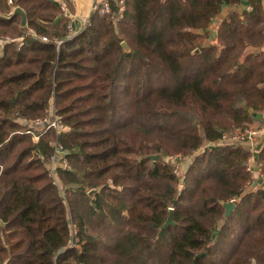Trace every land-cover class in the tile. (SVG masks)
I'll list each match as a JSON object with an SVG mask.
<instances>
[{
	"label": "trees",
	"instance_id": "trees-1",
	"mask_svg": "<svg viewBox=\"0 0 264 264\" xmlns=\"http://www.w3.org/2000/svg\"><path fill=\"white\" fill-rule=\"evenodd\" d=\"M109 2L68 37L57 0H0V264H264V146L256 186L218 144L264 110V0ZM47 109L65 131L23 122Z\"/></svg>",
	"mask_w": 264,
	"mask_h": 264
},
{
	"label": "built area",
	"instance_id": "built-area-1",
	"mask_svg": "<svg viewBox=\"0 0 264 264\" xmlns=\"http://www.w3.org/2000/svg\"><path fill=\"white\" fill-rule=\"evenodd\" d=\"M72 2H75L76 0H71ZM116 2V7H117V12H116V17L118 19L122 18L123 11L125 9V0H115ZM8 4H11V0H8ZM60 11L63 14H66V8L64 5L60 6ZM13 10L10 11L9 14H12ZM91 13H99L103 15H107L111 13V6L109 1H104L100 4H97L96 2L91 5ZM66 16V15H65ZM68 18V17H67ZM89 18V17H88ZM88 22V20H87ZM86 22V25H87ZM85 25V26H86ZM67 31H68V37H71L75 34L72 33L70 30V26L67 25ZM41 41L43 42H48V39L46 37H39ZM61 40L59 39H54V43L58 47L61 44ZM23 122L30 124L31 126L38 127L40 130V133H45L49 129H53L58 135V133L65 131V128L62 126V122L58 117L55 116L54 112L51 109L46 110V114L43 118L41 119H36L33 121H28L23 119ZM26 134H31L32 135V140L34 142H37L39 139L38 134H34L30 131H26ZM262 136V129L260 128H251V127H246L244 129H236L232 134H223L218 141V144H226V145H243L245 146L252 154H255L254 151V144H256V141L260 139ZM216 143H208V145H205L207 148L205 150H211ZM50 146L53 149V154L50 156L48 161L46 162V171L48 172V175L50 177H54V172L56 167L61 165L65 169H69V165L67 162L66 156L68 155V150L63 148V146L57 142H51ZM202 147L196 151L194 154L197 152H200ZM202 151V150H201ZM182 163V161L179 159V157H176V163L174 164V173H177L179 169V165ZM251 160L250 158L247 161V168L246 170L250 173H256L259 174L257 171L260 167V165L254 169L253 167L250 166ZM264 187V184H263ZM230 202H235V199H232Z\"/></svg>",
	"mask_w": 264,
	"mask_h": 264
},
{
	"label": "crops",
	"instance_id": "crops-1",
	"mask_svg": "<svg viewBox=\"0 0 264 264\" xmlns=\"http://www.w3.org/2000/svg\"><path fill=\"white\" fill-rule=\"evenodd\" d=\"M61 5H64L66 8V11L68 12V23L67 25L70 26V30L73 34L78 33L81 29H83L86 25V22L88 20V17L90 15L91 5L93 3L100 4L104 1H112V0H76L75 2H72L71 0H57ZM246 3L245 0L242 4L236 6L237 11H241L245 9ZM233 8H224L221 14L218 16V21L225 18L227 14H229ZM264 51V46H263ZM255 119H257L256 122L249 125L251 128H260L262 129V136L260 139L256 141V144H254V151L257 153L259 149L264 146V110L262 112L255 114ZM210 142L204 143L205 145H208ZM204 146V145H203ZM202 146V147H203ZM201 152V151H200ZM199 154V153H198ZM251 163H256V154H252V157H250ZM261 179H257L255 182V185H260Z\"/></svg>",
	"mask_w": 264,
	"mask_h": 264
},
{
	"label": "water",
	"instance_id": "water-1",
	"mask_svg": "<svg viewBox=\"0 0 264 264\" xmlns=\"http://www.w3.org/2000/svg\"><path fill=\"white\" fill-rule=\"evenodd\" d=\"M12 14L13 15L20 16V18H21L20 26L21 27H26V16H25L24 11L21 8H19V7L14 8ZM65 15L68 16V12H66ZM59 19H60V17H58L54 21V23H56ZM198 33L199 34H202V31L199 30ZM121 47H122V49L125 52H128L129 51V49H128V47H127V45H126L125 42H122L121 43ZM251 52H257V50L256 49H253V50H251ZM196 53H198V50L197 49L192 52V54H196ZM145 159H148V160H150L152 162H156L159 159V156L158 155H155V156H146ZM96 193H97V190L96 189H92V190H90L88 192V196L89 197H92ZM223 207H224V215H223V218L226 219L230 215L231 211L234 209L235 204H234V202H227V203L223 204ZM172 212H173V210L172 209H169V214H168L165 222L161 226V228H160L161 230L167 228L168 226L174 225ZM1 225H3V224H1ZM202 254H204V253L198 254L196 257H199Z\"/></svg>",
	"mask_w": 264,
	"mask_h": 264
},
{
	"label": "rangeland",
	"instance_id": "rangeland-1",
	"mask_svg": "<svg viewBox=\"0 0 264 264\" xmlns=\"http://www.w3.org/2000/svg\"><path fill=\"white\" fill-rule=\"evenodd\" d=\"M247 127H249V126H247ZM206 148H207V147H206L205 144H204V146H203L202 149H201L202 151L200 150L201 152H197L195 155H197L198 153H202V152H204V150H205ZM184 163H185V162L182 161V163L179 165V169H178L177 173L181 170L180 168L183 167ZM259 165H260V167H259V169H258V171H257L259 174L251 173V175H252V179H253V180L256 179V176L259 177V179H262V175H261V167H262V164H261V163H258V162H257V164H256V163H251V164H250V166H251V167H254V169H256ZM262 180H263V179H262Z\"/></svg>",
	"mask_w": 264,
	"mask_h": 264
}]
</instances>
